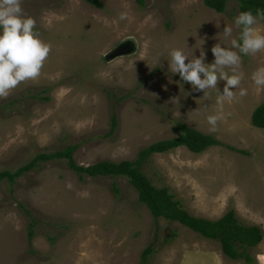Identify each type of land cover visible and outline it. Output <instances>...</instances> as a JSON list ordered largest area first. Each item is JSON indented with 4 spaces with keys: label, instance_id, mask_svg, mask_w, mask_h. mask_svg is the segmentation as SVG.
<instances>
[{
    "label": "rangeland",
    "instance_id": "obj_1",
    "mask_svg": "<svg viewBox=\"0 0 264 264\" xmlns=\"http://www.w3.org/2000/svg\"><path fill=\"white\" fill-rule=\"evenodd\" d=\"M102 3L23 0L52 49L37 79L0 98V171L68 144L78 145L80 164L132 160L153 142L176 137L182 121L223 144L203 153L186 146L156 153L143 168L150 180L170 187L195 216L215 220L235 209L264 231V128L252 123L264 87L251 79L264 66V52L242 55L247 95L233 89L236 98L223 104L225 119L214 132L207 116L221 110L217 91L203 97L169 65L174 48L197 57L203 49L211 64L212 46H226V25L233 27L231 38L239 37V2L229 0L223 13L204 0ZM257 28L264 33V21ZM125 41L133 42L132 52L106 58ZM225 83H218L221 94ZM113 115L117 127L110 133ZM150 245L149 264H246L227 257L219 241L154 218L125 176L81 177L66 161L52 160L14 183L0 181V264H140ZM252 253L264 264V238Z\"/></svg>",
    "mask_w": 264,
    "mask_h": 264
},
{
    "label": "trees",
    "instance_id": "obj_2",
    "mask_svg": "<svg viewBox=\"0 0 264 264\" xmlns=\"http://www.w3.org/2000/svg\"><path fill=\"white\" fill-rule=\"evenodd\" d=\"M96 7H103L102 0H87ZM146 0H136L140 6L145 5ZM240 12L252 11L256 14L257 9L264 10V0H237ZM229 0H204V4L217 12H225ZM48 99V97H44ZM252 123L264 128V101L259 104L252 113ZM117 127L116 115L112 116L110 133ZM176 128L179 134L174 138L162 139L142 148L135 159L122 160H99L84 165L75 159L76 144L52 150L44 151L35 155L31 160L19 166L15 170L5 169L0 171V181L8 180L14 183L17 179L38 167L43 162L52 160H64L68 167L81 177L125 176L139 193V200L150 210L154 218H165L178 221L198 234L219 241L223 253L235 261L246 264H256L257 259L252 250L263 240L264 231L260 225H249L243 222L237 215L235 209L228 210L223 216L212 220L191 214L177 199L168 186H156L143 170L150 157L156 153H164L180 146H186L194 153H203L214 145H222L223 142L213 134L178 121ZM236 149L235 147H233ZM246 152L245 150H239ZM118 191V188L115 187ZM34 223L30 224L29 238L34 236ZM152 245L148 246L142 253L140 264H149V256L153 252Z\"/></svg>",
    "mask_w": 264,
    "mask_h": 264
},
{
    "label": "clouds",
    "instance_id": "obj_3",
    "mask_svg": "<svg viewBox=\"0 0 264 264\" xmlns=\"http://www.w3.org/2000/svg\"><path fill=\"white\" fill-rule=\"evenodd\" d=\"M22 2L0 0V98H7L21 83L37 79L52 49L37 31L35 18L25 14ZM127 18V12L119 14L120 20ZM260 21H264L262 9H257L255 15L250 10L240 12L234 19L235 27L240 30L238 39L231 38L233 27L226 25L223 28L226 46L220 42L212 46L211 64L205 62L207 53L203 49L199 57L183 48H174L169 53L170 71L191 84L193 91H202L205 98L210 89L217 91L216 103L221 110L207 116L210 131H216L218 122L225 119L222 106L236 98L233 89H239L240 97L247 95V89L241 87L245 78L240 70L242 55L264 52V33L257 28ZM251 79L257 87H264V66L257 68ZM220 81H226L222 94L218 88Z\"/></svg>",
    "mask_w": 264,
    "mask_h": 264
},
{
    "label": "water",
    "instance_id": "obj_4",
    "mask_svg": "<svg viewBox=\"0 0 264 264\" xmlns=\"http://www.w3.org/2000/svg\"><path fill=\"white\" fill-rule=\"evenodd\" d=\"M134 50L133 42L132 41H125L117 46L114 50L110 51L106 58L111 59L117 56H121L127 53H130Z\"/></svg>",
    "mask_w": 264,
    "mask_h": 264
}]
</instances>
